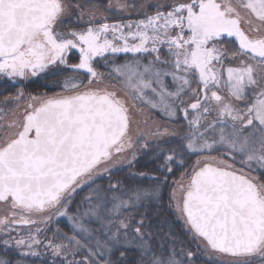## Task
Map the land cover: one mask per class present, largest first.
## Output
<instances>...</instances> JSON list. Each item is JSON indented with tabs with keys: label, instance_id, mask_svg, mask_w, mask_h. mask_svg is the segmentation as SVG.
Segmentation results:
<instances>
[{
	"label": "snow or ice",
	"instance_id": "snow-or-ice-1",
	"mask_svg": "<svg viewBox=\"0 0 264 264\" xmlns=\"http://www.w3.org/2000/svg\"><path fill=\"white\" fill-rule=\"evenodd\" d=\"M67 71L87 83L4 97L17 111L0 110V244L39 264H195L150 216L191 152L169 196L184 230L229 264H264V0H0V77ZM144 107L165 122L134 133ZM141 154L160 176L131 171ZM117 165L155 183L114 179Z\"/></svg>",
	"mask_w": 264,
	"mask_h": 264
},
{
	"label": "trees",
	"instance_id": "trees-1",
	"mask_svg": "<svg viewBox=\"0 0 264 264\" xmlns=\"http://www.w3.org/2000/svg\"><path fill=\"white\" fill-rule=\"evenodd\" d=\"M75 2V0H73ZM81 2H84V0H81ZM222 44L224 47H227L233 51L237 49V43L234 41L233 38H225L224 41H222ZM74 61H76L77 54L72 55ZM125 57L121 56L118 58L117 63H122ZM102 63V61H101ZM98 70L108 72V68L99 67ZM71 72L67 71L64 73V76L70 75ZM80 76H84L85 74H80ZM86 78V77H85ZM54 79H58V76H46L41 77L40 79H37L30 83L24 84V89L26 91L36 93L40 92L41 90L51 91L55 88H50L49 84ZM85 80V79H84ZM20 87L18 84H10L7 81H0V104L3 102L5 96L9 95H15L17 89ZM1 106V105H0ZM1 110V108H0ZM157 118L161 117L157 112L155 113ZM171 143L175 144L176 141L172 140ZM197 156L195 153L188 152L183 155L182 159L184 160L183 166H180L179 164L173 165V172L168 175L167 181L160 186V193H161V199L159 201H156L153 203L152 208L154 209L153 212H150L151 216V222L153 223L154 227L159 226L160 228H163L165 231L168 229H171L174 231L177 235L178 241H181L183 243V247L187 251H193L196 253L195 257V264H228L224 262H220L215 259H211L208 257H205L200 249L197 248V241L192 240L191 236L186 233V231L183 228V223L176 217V213L172 206H170V186L171 182L176 180L187 168L188 164ZM160 163L159 161H154L151 155H143L141 154L137 163L135 164L134 168L131 169V171L135 172H146L150 175L154 176H160L161 173L156 171L157 164ZM130 170L125 167L124 165L118 168H115L112 172V176L114 179L118 178L121 180H125V182H131V183H141V184H152L155 183V181L144 178L140 179L139 177H131L128 176V172ZM97 184H107L109 183L107 176H104L101 179H98L96 181ZM88 192V189H85L83 192L80 193V196L86 195ZM80 197L78 196L77 199ZM59 221L53 222L52 227H59L62 231H67L70 224L67 218L65 217H59L57 218ZM47 235H51V232L46 233ZM0 257L10 259L13 264H39V261L31 258V257H25L22 258L18 255V251L15 248H5L2 244H0ZM254 264H261L260 261H254Z\"/></svg>",
	"mask_w": 264,
	"mask_h": 264
},
{
	"label": "rangeland",
	"instance_id": "rangeland-1",
	"mask_svg": "<svg viewBox=\"0 0 264 264\" xmlns=\"http://www.w3.org/2000/svg\"><path fill=\"white\" fill-rule=\"evenodd\" d=\"M234 39V38H233ZM235 41V40H234ZM237 43V42H236ZM237 46H238V43H237ZM74 54H77V56H78V53H76L75 51L73 52V54L72 55H74ZM73 62H76V61H74V59L72 58V60L70 61V63H73ZM99 71H101V70H99ZM71 72V71H70ZM101 72H104V71H101ZM64 73H66V72H63V73H61V74H59V75H57L58 76V79L56 80V81H53V82H51L50 84H49V86H51V88H53L52 86H56L55 87V89H53V90H51V91H40V92H37V93H33V94H43V93H47L48 95H52V94H54V93H56V92H58V91H60V87L58 86L62 81H63V79H64ZM104 73H106L107 74V72H104ZM80 74H84L83 72H79V73H75V72H71V74L70 75H67V76H76V77H78V79H85L84 81H85V83H87V77L85 78L84 76H80ZM50 76H54V75H50ZM56 76V75H55ZM41 77H44V76H41ZM41 77H37V78H32L31 80H29V81H27V82H30V81H33V80H37V79H40ZM0 81H9V80H7L6 78H3V77H0ZM106 83H113V84H116L117 86H119V81H117V80H115V79H113L112 81H106ZM22 89V88H21ZM25 92V91H24ZM28 93L27 92H25V95H27ZM14 96V95H13ZM1 106H0V108H1V110H3V113H6V115H4L3 116V119L5 120V121H9V120H11L12 119V113L13 112H15V111H17V107H16V105L15 104H12V103H4V100H3V102L0 104ZM23 106V101L21 102V107ZM155 111H152V110H149L147 107H144L143 109H142V114H140V115H137L136 117H135V119H136V121L138 122V125L137 124H134L133 125V130H134V133L137 131V130H139L140 132H144V130L146 129V128H148V129H152V127H153V125L155 124V123H164L165 121H163L162 119H161V117H159V118H157V116L155 115ZM145 120H147V124H145L144 123V121ZM184 124V121L183 120H181L180 121V124L179 125H176L175 127H176V130L178 131V132H180V131H182V129L180 128V125H183ZM213 155H217V153H213ZM199 157H198V155L188 164V166H187V168L184 170V172L186 171V170H190L193 166H194V164H195V162L197 161V159H198ZM121 166H123V165H117L115 168H118V167H121ZM114 168V169H115ZM183 172V173H184ZM253 175H257V176H260L261 175V173H259V172H253L252 173ZM181 178V175L176 179V180H179ZM175 181V180H174ZM175 187V185H174V183H173V181L171 182V186H170V193H171V191H172V189ZM173 207V209H174V211H175V208H174V206H172ZM175 213H176V217L183 223V221H182V219L178 216V214H177V212L175 211ZM22 231H26V229H22ZM200 251H201V253L205 256V257H208V258H211V259H215V260H218V261H220V262H224V263H228L229 264V262L230 261H232V260H234L235 258L234 257H232V256H230V255H222V254H218V253H216V254H213V253H210V252H205L203 249H200Z\"/></svg>",
	"mask_w": 264,
	"mask_h": 264
},
{
	"label": "flooded vegetation",
	"instance_id": "flooded-vegetation-1",
	"mask_svg": "<svg viewBox=\"0 0 264 264\" xmlns=\"http://www.w3.org/2000/svg\"><path fill=\"white\" fill-rule=\"evenodd\" d=\"M57 79H54L53 81H56ZM33 81H35V80H33ZM33 81H30V82H33ZM53 81H51V82H53ZM8 83H10V84H13L11 81H7ZM30 82H27V81H25V82H22V83H20V84H18V85H20V89L22 88L25 92H27V93H32V92H29V91H26L25 89H24V84L25 83H30ZM50 82V83H51ZM53 88H55L56 86H52ZM50 88H51V86H50ZM41 91H45V90H41ZM37 93V92H36ZM33 94V93H32Z\"/></svg>",
	"mask_w": 264,
	"mask_h": 264
}]
</instances>
